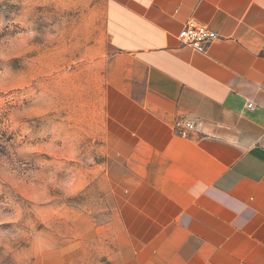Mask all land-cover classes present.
<instances>
[{"label": "crops", "instance_id": "crops-1", "mask_svg": "<svg viewBox=\"0 0 264 264\" xmlns=\"http://www.w3.org/2000/svg\"><path fill=\"white\" fill-rule=\"evenodd\" d=\"M188 22L219 38L183 46ZM106 25L120 232L105 264H264V0H108Z\"/></svg>", "mask_w": 264, "mask_h": 264}, {"label": "rangeland", "instance_id": "rangeland-1", "mask_svg": "<svg viewBox=\"0 0 264 264\" xmlns=\"http://www.w3.org/2000/svg\"><path fill=\"white\" fill-rule=\"evenodd\" d=\"M107 6L0 0V264H105L118 249Z\"/></svg>", "mask_w": 264, "mask_h": 264}, {"label": "built area", "instance_id": "built-area-1", "mask_svg": "<svg viewBox=\"0 0 264 264\" xmlns=\"http://www.w3.org/2000/svg\"><path fill=\"white\" fill-rule=\"evenodd\" d=\"M177 38L183 46L202 53L219 38V34L207 25L188 22L180 30ZM248 107L252 108L253 103H249ZM175 129L181 137L189 138L196 129V125L191 119L181 118L176 121Z\"/></svg>", "mask_w": 264, "mask_h": 264}]
</instances>
